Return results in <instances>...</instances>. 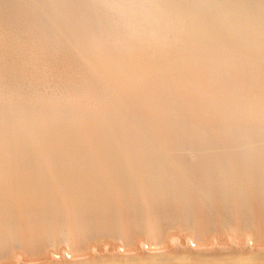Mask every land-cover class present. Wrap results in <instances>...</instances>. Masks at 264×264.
Segmentation results:
<instances>
[{"label":"rangeland","instance_id":"1","mask_svg":"<svg viewBox=\"0 0 264 264\" xmlns=\"http://www.w3.org/2000/svg\"><path fill=\"white\" fill-rule=\"evenodd\" d=\"M137 1L138 0H0V264H68V261H70V264H102L103 262H120L118 264H176L173 263L176 261H180L178 264H227L231 260L236 259L238 257L243 258V256L248 257V259H251L258 264H264V241L256 243V246L253 245L250 241L246 243L244 242V244H240L239 241H236V244L234 246L232 244L227 247L226 245L219 244L212 245L211 247L208 242H199L200 240L206 237L204 233L203 236H200L201 238L197 237L199 240H188L186 244L187 246L184 245V247H182L183 249L181 248L180 250L182 253L177 250L178 253L176 251V254L168 253V256H161L160 250L163 248L161 247L163 240L161 237L162 235L161 233H158L156 231V228L154 227L155 223L152 222L153 219H147L146 217H143L140 220H136L138 222H143V225L146 227L143 228L144 241H142L141 248L139 250H133V235H131L130 233H132V230L134 229L136 223L129 222V220H126L129 219L126 216H128V213L131 211L132 206H143L139 205V203L150 202L151 205L148 204L145 207L159 208L161 204L164 203L163 201L165 199V201H167V199L169 198L170 200L172 199V202L175 201L174 203H182L183 205L185 203L186 205L192 204L194 206L197 202L198 204H203L207 200L209 204L212 202L211 200H214L213 203L219 204L221 198L223 199L224 195V197H229L228 195H230L229 199H231L225 200L224 198L222 202L232 201L234 203L237 202L238 199H244V194L246 198L250 194V198L248 197V199L246 200L248 201L250 199V202L248 201L249 203L255 202V206L261 205L264 201L262 200L264 199V189L262 188V186L264 187V184H262V186H259L261 185V183L256 184V181L261 182L264 178L261 179L262 177L256 174L257 179L255 180L256 176L254 177V175L251 173L252 170L254 171L253 165L251 164V162L253 161H251L249 164L247 163L248 165L244 163L246 161L243 160L248 161V156L251 155H248V151H246V156H248H242L241 158V155H245V152L242 153V144L246 143L244 148H250L247 149L250 151L252 147L257 146L256 144L258 143V141H261V139L264 140V116L260 114H258L257 116V112H253L254 109L253 106L250 105L249 99L244 96L243 93L241 94L240 92V94L238 92L234 94V96L232 97L233 99L228 104V106L226 108H223L224 110L220 111V109L218 108H212L211 110H209V112L205 111L206 114H195V117L193 115V117L187 115V111L184 110V112L181 109L180 112H178V114L180 113V116L175 113L177 112L178 107H172L174 106L173 103L175 102V100H173L171 94H169L170 96L167 95L168 97H164V99L167 98V101L165 102L162 101L160 103L159 98L157 99L158 101L155 100V104L154 101L153 103L149 104V102L146 100L145 101L147 103H140V105L146 104L147 106L156 105L158 106V109L160 108L159 105L161 106L162 104L161 110L159 109L160 111L157 108L154 110L152 108V110L154 111L152 112L153 114L157 110L158 111L156 112V114H154L155 116L151 114L149 118L145 117L147 120H145V118L142 116L143 113H141L142 111L144 112L145 109L141 110V112L140 110L137 112H140L141 115L138 114L140 115V117L142 116L140 118L137 113L134 114L132 112L133 114L131 113L130 115V111H126L123 108L127 116L125 118H128L127 120H125L126 125H128L131 130L133 128L132 131L134 132H130V130L128 131L133 134L137 132L138 129H140L137 132L138 134L136 133L137 135H133L137 136L136 143L138 145L141 141L142 144H144H140L138 146L135 143V148L139 147L137 148V151L135 148L132 147V149L130 148L129 150L124 152V154H137L138 151H143V149L146 147V152H140L141 154L145 153L147 155V150H150L148 155L150 154L149 156L151 157L156 155V153L158 152V155L154 156L158 158V156L161 155L159 152H163L162 154L166 152L167 155H174L177 156V158H172L170 164L168 162V158L165 156L166 154H164L165 158L168 160L167 162L170 166L169 169L166 166V169L164 167H160L164 166L160 162L161 165H159V169H155L154 167L155 172L157 173L154 172L150 174L148 171L149 169L145 168L146 166L142 167V165H138V163L127 162L122 164V161H119L121 160L119 158L121 154L118 155V153H120L122 149L124 150V148L120 145V148L117 150L116 148L112 147V145L113 143L118 142L119 139H121L125 135V133L120 132V134H116L115 132L116 121L114 119V114L118 111L115 112V108H112L113 105L111 106L110 104V97L108 96L107 91L103 87L100 74L107 80L113 81V79L115 78L113 76H116V74L119 75L123 72V69L125 70V66L123 64H121L120 66L118 65V62H120V60L125 59L124 51L120 53L118 51L117 57L113 58L111 54L115 52L111 48H114L116 43L115 41L117 38L120 37L121 39L120 34L123 32L119 31L122 30L120 29L121 26L127 24L126 18H122L121 13H124V11H130V7L128 5H130L132 9ZM209 1L219 3L222 0ZM225 1L230 2L231 0ZM233 2L236 3L237 0H233ZM76 11H80L79 14L76 13ZM117 14L119 15L117 16ZM86 18H89L91 20H86ZM152 22L154 23V21ZM156 24L157 22L154 23V25ZM187 29L189 30L190 28ZM188 30H186V32H189ZM128 37L129 35L127 34L124 39L126 41L129 40L131 42V39H129L130 37ZM137 39L141 43L143 42L140 37H138ZM146 40L148 41L146 42ZM185 40L182 41V43H185V48L189 51V48H191V44L193 45L196 40L193 39V37L190 38L189 36H186ZM144 41L146 42L143 43L146 44V46L144 45V47H150L151 45L153 49L159 48L161 46V48L173 47L172 42H168V44H166L167 46H164L162 44L158 45L161 42L158 41L157 38H152V41L151 39L147 38ZM132 42L130 44L131 46L128 45L129 51L135 50L134 48L137 49V46L134 44L132 45ZM186 46L189 48H187ZM174 50H176V54L172 52V54L174 55L173 57H171V59L178 63L176 64V67H173V70L176 69V72H183L185 58L187 59L186 61L189 65V62L191 61L190 58L193 57V54H186L188 52H185L184 50V52L180 51L179 49ZM193 50L194 49L192 48V52H194ZM203 52H205V50ZM210 57H212L213 60L217 59V55L216 58L213 54ZM166 60L168 59L164 58L159 61L158 64L160 65V67L164 66ZM180 64H182L183 66L181 67ZM162 89L163 91L160 88L157 90H160V92H164L165 88ZM225 89L228 90H225L226 92L230 93H233L231 91H234L233 86L230 82L228 83V85H226ZM226 92L225 95L229 94ZM170 104L171 106L169 107ZM150 106L149 108H151ZM164 106L165 109L168 106V109H162V107L164 108ZM118 107L120 106L118 105ZM234 107L236 109H234ZM169 108H172V111ZM173 108L175 109V112ZM231 110L236 112H231ZM248 110L251 112H249ZM164 111H166L165 113H167L168 111H170V113L174 112L172 114H177L178 116H174L169 112L168 114H165ZM159 112L161 113V115ZM181 113L186 114V117L183 116L184 119L186 118V121L181 118ZM157 114L158 116L160 115V118L157 117ZM163 114H165V116H162ZM169 114L170 116H172L170 117ZM250 114L252 118L250 117ZM133 115H137V117ZM198 115H201L202 118ZM112 116L113 119L111 118ZM128 116H131L132 118ZM188 116H190V118ZM221 116L225 117L222 118ZM138 117L139 119H141L140 121ZM179 117L182 119L180 121L181 125L179 124V127L182 128L184 126V129L182 128L183 131L181 128L178 127V123H176L178 120H180ZM199 117L201 118L200 120ZM156 118L158 122L160 120L159 123L156 122ZM219 118L221 121L219 120ZM129 119H132L133 121L131 120L129 122ZM136 119L137 121L135 122ZM152 119L154 120V123H151L153 122L151 121ZM187 119L188 121L190 120V125ZM195 119H197V123ZM255 119L258 123L255 122ZM142 120H144L142 123L143 127L141 126V124H139L142 122ZM222 120L226 122L224 123ZM247 120L250 122H248ZM251 120H254L256 124H253V121ZM145 121L147 122L145 123ZM164 121H166V123L168 121H170V123L174 121V123H167V125L170 124V126H172L170 127L169 125H164ZM199 121L201 122V124ZM208 121H210V124L208 123ZM132 122H135L134 124H136L138 128L136 126L134 128V124H132L131 127V125L129 124H131ZM183 122L185 123V125ZM216 122L221 127H219ZM162 123L164 127L161 126ZM227 123L230 124L228 125ZM153 124L154 126L152 128L151 126ZM156 124H159L160 126H156L157 128L155 129ZM174 124H176L177 126H175ZM195 124H198V128H200V130L205 127L204 129L206 131L203 129V132L202 130L200 132L197 126H194ZM222 124H225V126ZM109 125L111 126L108 129ZM260 125L262 126V128L260 127ZM165 126H167V128ZM191 126L197 129V132L195 129H193V131ZM145 127L146 129H144ZM188 127L189 129H187ZM244 127L246 129H244ZM233 128L235 129V131ZM168 129H171L172 132H170V130ZM172 129L177 131L175 132ZM185 129H187L188 131L190 130L189 133H192L191 136H194L193 138L197 142L194 141L190 134L189 136L191 138L188 136V139V131H185ZM208 129H210L211 131H209L211 140L209 139V132H207ZM217 129L220 130V132H218L220 135H217ZM226 129L228 131H226ZM107 130L108 135L106 133ZM145 130L146 132H144ZM153 130L155 131L153 132L154 134H149ZM156 130L162 135L157 133ZM163 130H166L167 132L169 131L171 133L170 135L174 136H170L169 132L168 134H166V131V133H163ZM239 130L241 131V133L238 135L237 132H240ZM178 131L180 135L178 134ZM184 131L187 133V135ZM174 132L177 134H175ZM229 132L231 133V135ZM76 133L82 134V136H80L83 141L81 142V145L78 144L79 140L74 137ZM144 133L149 134L151 137L152 135L153 137L154 135L156 137L151 139L149 135L147 136ZM183 133H185V135H183ZM211 133L213 135H211ZM225 133H227V136L225 135ZM55 134L58 135L59 139L55 138ZM142 134H144L145 136ZM195 134L198 138L195 137ZM221 134L225 136L226 139L228 137L231 139L232 136H238L236 138L233 137L231 140L227 139V143L225 138L221 136ZM175 135H179L178 137L176 136L177 139ZM206 135L208 136V138ZM61 136L64 138L60 139ZM159 136H164L167 141ZM168 136H170L171 138ZM145 137L146 140H144ZM220 138L222 139V141H225L219 142ZM149 139H151L152 142L156 141L157 139V141L159 140V143L155 142L156 144L153 143L152 146V143ZM207 139L209 142H207ZM138 140L139 142H137ZM160 140L162 142V145L164 142L167 144L161 147ZM251 140H253V142L257 141V143L253 144ZM169 141L172 142L170 143L174 145V147H172L170 143L168 145ZM175 141L178 142L179 146ZM211 141H213L215 144ZM216 141L218 146L219 144L222 145L223 143V145L219 146L218 149H216ZM249 141L252 144L249 143ZM184 142L186 145L188 143V145H190L193 142V147L186 146ZM146 143H148V145ZM175 143L178 147L175 146ZM226 144L230 147V151L229 147ZM93 145L95 146V148ZM224 145L226 146V149L228 147V150L225 149ZM251 145L253 146L251 147ZM258 145L260 146L261 144L258 143ZM141 146L145 147L141 148ZM204 146H206L207 148ZM232 146L235 149H238H232ZM109 147L111 151L109 150ZM160 147H166L167 149L163 148V150L160 149ZM179 147L181 149L184 148L187 151L189 150V152L190 148L192 149L190 153H187L184 149V151L179 150ZM209 147H211L212 149L214 147L216 148L215 150L213 149L214 152H212V149H210ZM221 147L224 149H222ZM100 148L102 150H99ZM155 149L157 152L154 151ZM169 149H175V151L177 152L175 153V151L170 150V154ZM195 149L198 150V153L195 155L197 158L196 161L198 159L200 160L201 158L205 159V161H203L204 159H201L202 161L200 160V164L197 163L196 166L194 165L196 169L199 168L198 171L193 167L192 164H190L192 163L191 160H194L193 164H195ZM204 149H208L209 151H205ZM166 150L168 151V153ZM106 151H108V153ZM152 151L153 153L155 152L154 155H152ZM181 151H183L184 153ZM210 151L211 153L208 154ZM218 151L220 154H218ZM231 151L234 152L232 153ZM111 152H114L115 155H113L114 153ZM180 152L183 153L184 158H187L186 161L185 159H183L182 161L183 155ZM237 152H239L240 154ZM174 153L177 155H175ZM200 153L202 155H204L203 153H206L204 156H206L207 158L204 156L200 157ZM213 153H216L217 155H214ZM230 153L232 154L231 158H229ZM187 154H191L192 157L191 155L188 156ZM212 154L214 156H212ZM178 155L179 157H181V160ZM162 156H160L159 158H162ZM187 156L190 158L188 159ZM219 156H224L223 163L224 161L226 163L227 160H230L229 163L232 162V164L230 163V166L225 164V166L221 162L220 165L219 162L222 160H220L221 158ZM193 157L194 159H192ZM176 159H179L180 162L182 161L181 165H185V168L183 165L181 166L178 162L179 160L177 161ZM175 160L177 163L174 162ZM207 160L209 161V163H211H206ZM203 162L205 163V165H203ZM117 164L118 167H115L117 166ZM189 164L193 168H191ZM212 164L218 165L217 167L222 168L221 170L217 168L219 170V174L217 177L216 174L218 173V170L216 171L217 173L214 172L213 174V170H216V166L214 165L215 169H213L214 167ZM262 164L264 165V162H262ZM107 165L109 166V168L107 167ZM110 165H112L113 167ZM172 165H177V169H190H186L185 172H183L184 170H182V175L181 173H178L179 170H177L176 167ZM199 165L200 167H197ZM223 165L227 168L229 167L228 171L231 169V166L233 167L229 174H231V172H235L233 171L235 169L241 172L243 171L242 168H244L245 170L247 166L249 167L247 169H250L251 167L252 170H248V173L250 172L251 176H248L250 175L249 173L247 175V177L249 178H247L246 176H243V178L240 175L237 176V174L232 178V175L228 176L229 174H227L226 172L227 168L224 167V170V168L222 167ZM233 165L235 166V168ZM208 166L210 167L211 172L210 170H208ZM111 167L112 169H110ZM129 167L133 169L129 170ZM205 167L208 168L206 169L207 171L204 170ZM160 168L163 169L159 171ZM200 169L202 171L200 172V174L202 173L201 175L198 174ZM113 170H115L116 172ZM132 170H136L138 173H132ZM165 170H170V173H166ZM189 171H191V173ZM193 171H195V174L200 175V177L198 178L202 179L201 181L204 180V184L207 182L211 185L207 186V183L205 185L203 184V182L201 183L200 179L198 180L197 178L198 175H194ZM220 171L224 172V174H222ZM172 172H175L177 176L175 173L174 175H172ZM140 173L142 174L143 178H145L143 174L147 173L149 178L146 177L145 181L154 180L153 182L155 183H165L167 181L166 184L170 183L173 186L177 185V189L175 188L177 191L175 189L173 191H176L178 195L176 193L175 195L174 193L166 194L165 192L155 194L151 193V195L145 194L146 196H142V198L141 195H138L137 192V189L139 188H136V184L139 183V181L130 180L131 177H133L132 179L135 178V176H133L134 174L141 175ZM204 173H206L207 176L205 174L204 177ZM225 173L227 174L226 176ZM102 174L104 176H102ZM127 175L129 177H127ZM210 175L215 177H211ZM159 176L163 179H161ZM175 176L176 179L177 177L179 178L176 180ZM187 176L188 178H186ZM195 176L197 179L195 178ZM208 176L210 177L208 178ZM223 176L224 179H226L227 176V179H231L226 181V183H220L219 178H223ZM165 177L168 179L166 180ZM234 177H237L238 179H235ZM240 177L241 180H239ZM251 177L254 179L252 180ZM143 178H140L139 180L143 182ZM213 178H215L216 181H214L215 179L213 180ZM245 178L246 180H251L252 184L249 180H247V182L246 180L244 181ZM258 178L259 180L261 179V181H259ZM159 179H161L162 182ZM210 179L213 181H211ZM172 180H174V182H172ZM178 180L181 182H179ZM194 180L195 182H193ZM217 181H219V183ZM129 182H132L135 187L132 188L128 186L127 183ZM236 182H238V185ZM212 183L214 184L213 186ZM184 184L187 185L185 186ZM195 184L197 189L201 192L198 191L199 193H197ZM197 184L203 190H201L197 186ZM199 184H201V186ZM217 184H219V186L216 188ZM240 184L243 186H240ZM246 184L251 188L248 187ZM224 185L226 187H223ZM202 186H205L204 188H206V190L207 188H210L206 191ZM189 187L191 189H189ZM239 187L241 190L239 189V191H237ZM193 189H195L196 192L194 191V193H192ZM218 189H221L219 190L220 192L218 191ZM229 189L230 191L232 189H235L237 192L240 193L233 194L235 190H232L230 192ZM256 189L259 190L257 191ZM260 189H262L263 192L260 191ZM179 190L181 192H178ZM226 190H228L227 194H225ZM250 190L252 191L251 193H249ZM204 192H206L205 194H207L206 198L200 195V193L203 195ZM217 192H219L220 198ZM247 193L249 194L246 195ZM256 193L259 196L255 197ZM192 194L195 195L194 198ZM209 194L210 196H208ZM237 194H240L244 198H241V196L238 195V198H236V200L235 197H237ZM155 195L156 197H154ZM162 195L164 196L162 197ZM188 195H190L193 199H191L190 196L188 197ZM196 195L198 196L196 197ZM199 195L201 196L200 198L203 197L205 199H201V201L204 202L201 203V201H199ZM207 197L211 198L210 202L209 198L207 199ZM261 197L263 198L261 199ZM154 198L155 200L157 198L162 199H159V201H154ZM216 198H219L220 200H217ZM253 198L255 199V201ZM215 199L218 202L215 201ZM257 199L258 203L256 204ZM195 200L198 201L194 202ZM156 202L161 204L159 205ZM247 204L248 203H246L245 205ZM238 205L242 204L238 203ZM250 205L251 204H248L247 206L249 207ZM263 205L264 203L262 204V206ZM222 210L217 208L216 206L214 208H211V210H209L211 214H207L208 221H206L204 226H208L209 224L213 223H215L216 225H221L232 221V219L230 218V214H225ZM252 215L253 211H249L248 209L244 210L240 217L247 218ZM97 217H105V219L107 220H110L111 218V224L119 227V230H116V233L117 236H119V239H123L120 240L121 242L118 245V248L116 249L119 253L117 252L115 254H106L107 256L105 254H101L102 256L99 255V257L98 255L97 257L96 255L93 257L88 256V254L86 253L84 236L90 228L89 223L94 222V219H97ZM118 218L120 219L117 221ZM233 219V221L237 220V218L235 219L234 217ZM196 220L198 221L195 224L196 226L199 224H203L202 219ZM126 222H128V224ZM205 240H202L201 242ZM258 241L260 240L258 239ZM192 249L194 250V253L191 251ZM234 249L236 251H234ZM185 250H187L188 253ZM254 250L258 253H256ZM259 251H261V253H259ZM16 252L19 253L17 256H14ZM189 252L192 254H190ZM116 255L118 257H116ZM119 255L121 256V258L119 257ZM112 256L115 257L113 258ZM137 261H141L142 263H139Z\"/></svg>","mask_w":264,"mask_h":264},{"label":"bare ground","instance_id":"2","mask_svg":"<svg viewBox=\"0 0 264 264\" xmlns=\"http://www.w3.org/2000/svg\"><path fill=\"white\" fill-rule=\"evenodd\" d=\"M221 1V0H220ZM231 2V3H230ZM230 2H227L225 0H222L221 2L219 3H215V2H210L209 0H138L135 4H134V7L131 9V6L128 5L130 7V11H124V13H121L122 15V18H126V21H127V24L121 26L120 29L122 30H119V31H123L120 36H121V39L120 37L116 39V43H115V46L114 48H111L115 53L111 54V56L113 58H116L117 57V54H118V51L119 53L124 51V55H125V59L123 60H120V62H118V65L120 66L121 64H123L125 66V70L123 69V72L120 73L119 75L116 74V76H113L115 77L113 79V81L111 80H107L106 78L102 77L101 74H100V78L102 80V84H103V87L104 89L107 91V94L108 96L110 97V104L112 106V108H115V113L114 114V119L116 121L115 125V132L116 134H120V132H123L125 133V135L119 139L118 142L116 143H113L112 147L116 148L117 150L120 148V145L121 147L124 148V150L122 149V151L119 154V157L121 160L119 161H122V164L127 162V163H138V165H142V167H145V168H148L149 170V174L150 173H154L155 172V169L158 168L159 169V165L160 162L164 165V166H160V167H164L166 169V167H168L169 169V163L171 164V161H172V158L175 159V157L177 158V156H169L166 154V152H164V154H166L165 156L168 158V160L165 158L164 154H162L161 152H159L162 156V158H159L160 156L157 157H154V156H157L158 155V152L156 151V149L154 150L155 152L153 153L152 151V155H154L153 157L149 156L148 153L150 150H147V155L145 153H140V152H143L145 151V148L141 146V148H144L143 151H138L137 154H124V152H126L127 150H129L130 148L132 149L135 148L136 146L135 143H136V140H137V136H134L133 134H136L140 129H138L137 132L135 133H130L132 130L131 128L126 125V122L125 120H127L125 117L126 116V113H125V110L126 111H130V115L131 113L133 112L134 114L137 113L139 110L141 112V110L145 109L144 112L142 111L141 113L142 116L145 118H149V116L151 114H153L152 112H154L153 110L156 109L158 106H150L151 108H149V106H147L146 104H142L140 105V103H143V102H146L148 101L149 104L153 103L154 101V104H155V100L159 99L160 98V103L163 101H167L166 99H164L165 96H170L169 94H171V97H173V100H175V102L173 103L174 106L172 107H175L177 108L178 107V110L177 112H175V109H174V112L178 114V112H180V109L181 110H185L187 111V115H190V116H194L195 117V114H202V113H205V111L209 112V110H211L212 108H218L221 110H224L223 108H226L228 106V104L231 102V100L233 99L232 97L234 96V94H236L237 92L239 93H243L244 96H246L248 99H249V103L250 105L253 106V112H257V116L258 114L260 115H263L264 116V0H237V2H233V0H231ZM80 11H76V13L79 14ZM134 13V14H133ZM81 14V13H80ZM119 14H117L118 16ZM116 16V17H117ZM86 20H91L89 18H86ZM154 21L157 22L156 25H154V23L152 22ZM187 28H190L189 30ZM186 30H188L189 32H186ZM59 31V30H58ZM187 33V34H186ZM112 34V33H111ZM129 35V39H131V42H132V45H136L137 46V49L134 48L135 50L133 51H129L128 50V45L131 44V42L129 41H126L124 39V37L126 35ZM186 36H189L190 38L193 37V39L196 40V42L192 45L191 44V48H189V51L186 50L185 48V43L182 41L185 40V37ZM138 37H140L142 39V43L140 41H138ZM127 38V39H128ZM151 39L152 41V38H157L158 41H160L161 43H159L158 45L162 44V45H166L168 44V42H172L173 43V47L172 48H155L153 49V47L150 45L147 46V47H144V45L146 46V44H143L145 41V39ZM199 39V40H198ZM148 40H146L147 42ZM154 41V40H153ZM186 41V40H185ZM145 42V43H146ZM189 42V41H188ZM152 43V42H151ZM158 43V42H157ZM200 43V44H198ZM149 44V42H148ZM153 44V43H152ZM155 44V43H154ZM196 44V45H195ZM131 46V45H130ZM154 46V45H153ZM167 46V45H166ZM135 47V46H134ZM139 47V48H138ZM152 47V48H151ZM171 47V46H170ZM109 48V47H108ZM192 48L194 49L192 52ZM133 49V48H131ZM174 49H179L180 51H185V52H188L186 54H193V57L190 58V64L188 65V62L186 61L187 59L185 58V64L184 66L182 64L181 67L183 66L184 67V71L183 72H179V71H175L173 70V67H176V64L178 62L176 61H173V59H171V57H173L174 54H172V52H174L176 54V50ZM205 50V52H203ZM207 50V51H206ZM210 50V51H209ZM183 51V52H184ZM195 53V54H194ZM201 53V54H200ZM198 54V55H196ZM200 54V55H199ZM212 54L215 56L216 58V55H217V59H212ZM196 55V56H194ZM176 56V55H175ZM179 56V55H178ZM209 56V57H208ZM208 57V59H207ZM219 57V58H218ZM164 58H167L168 60H166V63H164V66L163 67H160V65L158 64L159 61L161 59H164ZM175 59V58H174ZM178 59V58H177ZM179 61V60H178ZM189 61V60H188ZM178 70V69H177ZM12 71V70H11ZM231 83V85L233 86V90L234 91H231L233 93H230V92H226L228 90L225 89L226 85H228V83ZM161 89L163 91L162 88H165L164 92H160V90H157V89ZM226 90V91H225ZM159 91V92H158ZM225 92L226 93H229L227 95H225ZM239 93V94H240ZM167 96V97H168ZM146 100V101H145ZM172 100V99H171ZM158 101V100H157ZM147 103V102H146ZM157 103V102H156ZM159 103V104H160ZM212 103H216V104H212ZM168 104V103H167ZM118 105L120 107H118ZM146 105V107H145ZM158 105V104H157ZM165 105V104H164ZM162 106V104H161ZM161 106L159 105V109L161 110ZM171 106V104L169 105V107ZM251 106V107H252ZM145 107V108H144ZM240 107V106H239ZM125 110H124V109ZM153 108V110H152ZM247 108V107H246ZM158 109V108H157ZM158 109V110H159ZM162 109L166 110L168 109V106L167 108L165 109V106L164 108L162 107ZM171 109L172 111V108H169ZM234 109H236L234 107ZM157 110V111H158ZM159 110V111H160ZM243 110V109H242ZM156 111V112H157ZM182 111V112H183ZM184 111V112H185ZM230 111V110H229ZM249 111V110H248ZM137 113L138 114H140ZM150 112V113H149ZM156 112L154 114H156ZM163 112V111H161ZM166 111H164L165 113ZM170 113V111H168ZM165 113V114H168ZM172 112V113H174ZM211 112V111H210ZM231 112H236V111H232ZM251 112V111H249ZM132 113V114H133ZM160 113V112H159ZM158 113V114H159ZM170 113V114H172ZM220 113V112H219ZM244 113V112H243ZM129 114V113H128ZM153 114V116H155ZM157 114V117L160 118V115L158 116ZM165 114H163L162 116H165ZM169 114V116H170ZM177 114H175L176 116H178ZM184 114V115H183ZM181 113L182 117H186V114L185 113ZM206 114V113H205ZM204 114V115H205ZM210 114V113H209ZM223 114V113H221ZM245 114V113H244ZM248 114V113H247ZM253 114V113H252ZM137 115H133L135 117H137ZM141 115V114H140ZM140 115H138L140 117ZM174 115V114H172ZM171 115V116H172ZM174 115V116H175ZM232 115V114H231ZM230 115V116H231ZM249 115V114H248ZM254 115V114H253ZM141 116V117H142ZM170 116V117H171ZM180 116V115H179ZM190 116H188L190 118ZM192 116V117H193ZM201 117V115H198ZM203 116V115H202ZM128 117H131V116H128ZM138 117V119H139ZM140 117V118H141ZM152 117V116H151ZM199 117V120L202 118ZM207 117V116H206ZM222 117V116H221ZM225 117V116H224ZM222 117V118H224ZM236 117V116H235ZM234 117V118H235ZM249 117V116H248ZM250 117L252 118L251 114H250ZM254 117V116H253ZM113 119V116L111 117ZM132 118V117H131ZM145 118V120H147ZM155 118V117H154ZM174 118V117H172ZM171 118V119H172ZM180 118V117H179ZM178 118V119H179ZM180 118V120H178L176 123H178V127H179V124H180V121L182 120ZM205 118V116H204ZM203 118V119H204ZM208 118V117H207ZM218 118V117H217ZM250 118V119H251ZM256 118V117H255ZM151 119V118H150ZM165 119V118H164ZM184 119V118H183ZM186 119V118H185ZM184 119V120H185ZM194 119V118H193ZM198 119V118H197ZM196 120V123L198 122ZM209 119V118H208ZM233 119V117H232ZM238 119V117H237ZM236 119V120H237ZM259 119V118H258ZM132 120V119H131ZM129 119V122L131 121ZM141 119H139L140 121ZM156 122L157 121V118L155 119ZM166 120V119H165ZM220 120V118H219ZM226 120V119H225ZM264 120V119H263ZM133 121V120H132ZM137 121V119L135 120V122ZM138 121V122H139ZM144 120H142L141 123V126H142V123H143ZM151 123H154V120L152 119ZM163 121V120H161ZM186 121V120H185ZM188 121V119H187ZM216 121V119H215ZM221 121V120H220ZM218 121V122H220ZM223 121V120H222ZM228 121V120H227ZM233 121V120H232ZM244 121V120H243ZM246 121V120H245ZM248 121V120H247ZM253 121L252 123L253 124H256L258 122H256V119H255V122L254 120H251ZM135 122H132L131 124V127H132V124H134ZM147 121H145L146 123ZM160 122V120H159ZM158 122V123H159ZM200 122V121H199ZM202 122V120H201ZM200 122V124H201ZM205 122V121H204ZM203 122V123H204ZM214 122V120H213ZM224 122V121H223ZM226 122V121H225ZM224 122V123H225ZM236 122V121H234ZM239 122V121H238ZM250 122V121H248ZM246 122V123H248ZM262 122V121H261ZM150 123V122H149ZM164 125H167V123H170V121H168L166 123V121L163 122ZM163 123L161 124V126H163ZM174 123V121H172L170 124ZM184 123V122H183ZM182 123V124H183ZM189 125L191 124L190 123V120L188 121ZM194 123V122H192ZM202 123V124H203ZM208 123L210 124V121H208ZM207 123V124H208ZM217 123V122H216ZM215 123V124H216ZM222 123V122H221ZM170 124H168L170 126ZM187 124V123H186ZM228 124V123H227ZM230 124V123H229ZM228 124V125H229ZM252 124V125H253ZM261 124V123H259ZM167 125V126H168ZM175 126H177L176 124H174ZM181 125V124H180ZM185 125V123H184ZM188 125V124H187ZM193 125V124H192ZM205 125V123H204ZM214 125V124H213ZM218 125V123H217ZM216 125V126H217ZM225 126V124H222ZM234 125V124H233ZM236 125V124H235ZM111 125L108 126V129ZM135 126L137 127L136 124L133 125V127L135 128ZM140 126V127H141ZM145 126V125H144ZM150 126V125H148ZM154 124L151 126L153 128ZM156 126H160L159 124L155 125V129L157 128ZM167 126H165L167 128ZM194 126H197L198 128V124L194 125ZM206 126V125H205ZM208 126V125H207ZM210 126V125H209ZM219 127H221L220 125H218ZM222 126V127H224ZM232 126V125H231ZM256 126V125H255ZM143 127V126H142ZM164 127V126H163ZM172 127V126H170ZM177 127V128H178ZM184 127V126H183ZM182 127V128H183ZM192 127V126H191ZM190 127V128H191ZM202 127V126H201ZM235 127V126H233ZM247 127V126H246ZM254 127V126H252ZM260 127L262 128V126L260 125ZM138 128V127H137ZM181 128V127H179ZM178 128V129H179ZM181 128V129H182ZM186 128V127H185ZM205 127H203L201 130L203 132V129ZM215 128V127H214ZM238 128V126H237ZM241 128V127H240ZM146 129V127L144 128ZM143 129V130H144ZM160 129V128H158ZM157 129V130H158ZM165 129V128H164ZM180 129V130H181ZM184 129V128H183ZM182 129V131H183ZM189 129V127L187 128ZM187 129H185V131H188ZM195 129L194 127H192V130ZM207 129V128H206ZM219 129V128H218ZM217 129V130H218ZM234 129V128H233ZM243 129V128H242ZM244 129H246L244 127ZM243 129V130H244ZM253 129V128H252ZM251 129V130H252ZM130 130V132L128 131ZM151 130V129H150ZM156 130V132H157ZM171 131V129H168ZM174 130V129H172ZM191 130V131H192ZM196 132H197V129H195ZM198 130L201 132L200 128H198ZM205 130V129H204ZM225 130V129H224ZM232 130V129H231ZM250 130V131H251ZM258 130V129H257ZM261 130V129H260ZM136 131V130H135ZM166 130H163V133H166L165 132ZM175 132L177 130H174ZM184 131V132H185ZM190 131V130H189ZM188 131V135L187 137L192 135V133L190 132L189 133ZM194 131V130H193ZM198 131V132H199ZM206 131V130H205ZM210 129H208L207 132H209ZM215 131V130H214ZM213 131V132H214ZM226 131H228L226 129ZM225 131V132H226ZM235 131V129H234ZM240 131V130H239ZM264 131V130H263ZM134 132V131H132ZM146 132V130L144 131ZM150 132V131H149ZM155 132L154 130L152 132H150L149 134ZM169 132V131H168ZM168 132L166 134H168ZM169 132V135L171 134ZM174 132V133H175ZM195 132V133H196ZM199 132V133H200ZM206 132V133H207ZM211 132V131H210ZM210 132H209V139H210ZM218 132H220V130L217 131V135H220ZM222 132V131H221ZM231 132V131H230ZM229 132V133H230ZM249 132V131H248ZM253 132V131H252ZM107 135H108V130L106 131ZM159 133V132H157ZM185 133H183V135H185ZM235 133V132H234ZM238 135L241 133L240 132H237ZM257 133V131H256ZM263 133V132H262ZM110 134H111V131H110ZM138 134V133H137ZM136 134V135H137ZM145 135H149V134H146L144 133ZM142 134V135H144ZM154 134V133H153ZM160 135H162L161 133H159ZM165 134V135H166ZM177 134V133H175ZM178 134H179V131H178ZM198 134V133H197ZM224 134V133H222ZM221 134V136H223ZM227 133H225L226 135ZM249 134V133H248ZM132 135V136H131ZM144 135V136H145ZM180 135V134H179ZM178 135V136H179ZM199 135V134H198ZM208 135V134H207ZM206 135V136H207ZM211 135H213L211 133ZM215 135V133H214ZM231 135V133H230ZM235 135V134H234ZM237 135V136H238ZM242 135V134H241ZM244 135V134H243ZM256 135V134H255ZM82 136V134H79V133H76L75 134V138H77L79 140V143L78 144H82L81 142L82 141V138L80 137ZM110 136V135H109ZM134 136V137H133ZM150 136V135H149ZM170 136H174V135H170ZM168 136V137H170ZM177 135H175L176 137ZM177 136V137H178ZM189 136V137H190ZM227 136V135H226ZM237 136H232V138H236ZM250 136V135H249ZM132 137H133V140H132ZM143 137V136H142ZM151 137V136H150ZM154 137H156L154 135ZM153 135L151 137L154 138ZM161 138H164L165 137L163 136H159ZM176 137V139H177ZM188 137V139H189ZM192 137V136H191ZM190 137V138H191ZM194 137V136H193ZM192 137V138H193ZM195 137L198 138L195 134ZM214 137V136H212ZM216 137V136H215ZM225 138V136H223ZM222 137V138H223ZM246 137V136H245ZM244 137V138H245ZM55 138L56 139H59L58 138V135L55 134ZM64 137L61 136L60 139H62ZM107 138V137H106ZM140 138V137H139ZM149 138V137H148ZM171 138V137H170ZM168 138V139H170ZM204 138V137H203ZM208 138V136H207ZM231 138V139H232ZM255 138V137H254ZM144 139V138H143ZM150 142L152 143V146H153V143L156 144L155 142H158L157 139L156 141H151ZM163 139V140H164ZM182 139V138H181ZM184 139V138H183ZM194 139V138H193ZM202 139V138H201ZM216 139V138H215ZM229 140H231L229 137L227 138ZM227 139L225 138L226 142H227ZM252 139V138H250ZM249 139V140H250ZM257 139V138H256ZM260 139V138H259ZM142 140V139H141ZM146 140V137L145 139ZM148 140V141H149ZM166 140V139H165ZM164 140V141H165ZM174 140V139H172ZM186 140V138H185ZM184 140V141H185ZM205 140V139H204ZM202 140V141H204ZM211 140V139H210ZM224 140V141H225ZM167 141V140H166ZM177 141V140H176ZM175 141V142H176ZM182 141V140H181ZM188 141V140H187ZM186 141V143H187ZM192 141V140H191ZM194 141H196L194 139ZM200 141V139H199ZM218 141V140H217ZM217 141H216V147H214L213 149L215 150L218 149L219 146H222L221 144H219V146L217 145ZM222 141V139L220 138V141L219 142H224ZM236 141V139H235ZM243 141V140H242ZM247 141V140H246ZM252 143H257L256 142H253V140H251ZM139 142V140L137 141ZM147 142V141H146ZM149 142V143H150ZM171 141L168 142V145ZM180 142V140H179ZM189 142V141H188ZM197 142V141H196ZM207 142L208 139H207ZM213 142V141H211ZM241 142V141H240ZM159 143V142H158ZM161 140H160V144H161ZM172 143V142H171ZM170 143V144H171ZM177 145H178V142H176ZM176 143H175V146H176ZM191 143V142H190ZM199 143V142H198ZM202 143V142H201ZM206 143V142H205ZM214 143V142H213ZM228 143V142H227ZM231 143V141H230ZM230 143H229V146H230ZM233 143V142H232ZM244 143V142H243ZM249 143H251L249 141ZM248 143V144H249ZM251 143V144H252ZM258 143H260L261 145L259 146ZM258 143L256 144L257 146L255 147H252L253 145H251L252 149L249 151L247 149H250V148H244L245 144H242L243 145V148H242V153L245 152V155H241V158L242 156L244 157H247L248 155V161L247 160H243V161H246L244 163H250L251 161V164L253 165V169L254 171L250 170V169H247L249 168L247 166V168H242L243 171H238V170H233L235 172H231V169L233 168L231 166V169L228 171V168L225 167L226 165H229L230 166V163L232 164V162L223 163V157H220L222 155H220L219 158L220 161L219 164L222 162L224 165L222 166L223 168H227L226 172L227 174H229L228 176H231L232 175V178L233 176L237 175V176H241V177H247V175L250 173H248V170L251 171V173L254 175V177L256 176V174H258V176L260 175L261 179L264 178V165L262 164V162H264V140L261 139V141H258ZM137 144V143H136ZM141 145H144L142 144V141L140 142ZM139 144V145H140ZM148 145V143H146ZM145 144V145H146ZM167 143H163V145L165 146ZM182 144V143H180ZM185 144V142H184ZM189 144V143H188ZM186 145V146H189L191 147L193 142L190 144V145ZM196 144V143H194ZM215 144V143H214ZM213 144V145H214ZM235 144V143H234ZM96 145V144H95ZM98 145V144H97ZM138 145V144H137ZM138 145V146H139ZM158 145V144H157ZM162 144L160 145L161 147L163 146ZM172 145V144H171ZM170 145V147H171ZM212 145V144H211ZM210 145V146H211ZM227 145V144H226ZM232 145V144H231ZM238 145V144H237ZM94 146V145H93ZM151 146V147H152ZM156 146V145H155ZM179 146V145H178ZM176 146V147H178ZM182 146V145H180ZM203 146V145H202ZM201 146V147H202ZM208 146V145H207ZM215 146V145H214ZM225 146V145H224ZM228 146V145H227ZM228 146V147H229ZM235 146V145H234ZM160 149H165L166 147H163ZM168 147V148H170ZM172 147H174V145H172ZM175 147V148H176ZM193 147V146H192ZM197 147H198V144H197ZM195 147V148H197ZM206 147V146H204ZM212 147V146H211ZM211 147H209L210 149H212ZM228 147L226 149V146H225V149L228 150ZM236 147V146H235ZM240 147V146H239ZM257 147V148H256ZM95 148V146H94ZM113 148V149H114ZM139 148V147H137ZM137 148L136 151H137ZM148 148V147H147ZM157 148V147H156ZM207 148V147H206ZM222 148V147H221ZM232 149H235L233 146L231 147ZM126 149V150H125ZM134 149V150H135ZM150 149V148H149ZM163 149V150H164ZM167 149V148H166ZM184 149V148H183ZM179 147V150H183ZM189 149V148H188ZM191 149L190 148V152H191ZM199 149V148H197ZM203 149V148H202ZM201 149V150H202ZM212 149V152H214ZM224 149V148H222ZM231 149V150H232ZM238 149V148H236ZM235 149V150H236ZM98 150V149H96ZM99 150H102L101 148ZM109 150L111 151L110 147H109ZM152 150V149H151ZM159 150V149H158ZM171 149H169V153L171 154L170 152ZM185 150V149H184ZM183 150V151H184ZM196 150V149H195ZM205 150V149H204ZM208 150V149H206ZM205 150V151H206ZM240 150V149H239ZM120 151V150H119ZM167 151V150H166ZM171 151H175L174 150H171ZM181 151V152H183ZM187 153L189 152V150H185ZM194 151V150H193ZM200 151V150H199ZM209 151V150H208ZM207 151V152H208ZM220 151V149H219ZM218 151V154H220ZM229 151H230V147H229ZM246 151H248V155L246 156ZM258 151V152H257ZM94 152V151H93ZM104 152V151H102ZM108 153V151H106ZM117 152V151H116ZM134 152V151H133ZM146 152V151H145ZM177 151H175L176 153ZM180 152V153H181ZM189 152V153H190ZM195 152V151H194ZM193 152V153H194ZM201 152V151H200ZM217 152V151H216ZM222 152V150H221ZM232 153L234 151H231ZM261 152V153H260ZM111 153H114V152H111ZM135 153V152H134ZM151 153V152H150ZM168 153V151H167ZM174 153V154H175ZM184 153V152H183ZM183 153H181L183 155ZM192 153V155H193ZM198 153V150H196V153L194 154V157H195V164H193V161L191 160L193 167L194 165L196 166L197 163H201V159H204V158H201L200 160L198 159L196 161V154ZM211 151L208 153L210 154ZM226 153V151H225ZM228 153V152H227ZM239 153V152H237ZM110 154V153H109ZM145 154V155H144ZM201 154V153H200ZM204 155L206 153H203ZM207 154V155H208ZM214 155L216 153H213ZM212 154V156H214ZM229 154V153H228ZM240 154V153H239ZM238 154V156H239ZM115 155V153L113 154ZM177 155V154H175ZM180 155V156H182ZM188 155V154H187ZM191 155V154H190ZM188 155V156H190ZM191 155V157H192ZM204 155H199L200 157L204 156ZM217 155V154H216ZM224 155V153H223ZM226 155V154H225ZM231 153H230V157L231 158ZM235 155V154H234ZM108 156V155H107ZM110 156V155H109ZM187 156V157H188ZM164 157V158H163ZM179 157V155H178ZM182 161L183 159H186L187 158H184V155L182 156ZM194 157L192 159H194ZM206 157V156H204ZM210 157V156H209ZM243 157V159H244ZM180 160H181V157H179ZM190 157H188L189 159ZM207 158V157H206ZM227 158V157H226ZM225 158V159H226ZM240 158V157H239ZM240 158V159H241ZM161 159V161H160ZM166 159V160H164ZM171 159V160H170ZM247 159V158H245ZM250 159V160H249ZM105 160V159H104ZM103 160V161H104ZM111 160V159H110ZM114 160V159H113ZM118 160V159H117ZM177 161L179 159H176ZM176 160L174 162H176ZM180 160L178 161L179 164L181 165V162ZM232 160V159H231ZM238 160V159H237ZM95 161V160H94ZM116 161V160H115ZM169 163H168V162ZM188 161V160H187ZM190 161V160H189ZM200 161V162H198ZM205 161V159L203 160ZM212 161H213V158H212ZM217 162H218V159H217ZM235 162V161H233ZM109 163V162H107ZM121 163V162H120ZM126 163V164H127ZM155 163V164H154ZM177 163V162H176ZM186 163V162H185ZM184 163V164H185ZM204 163V162H203ZM208 164L209 161L207 160ZM216 163V162H215ZM242 163V161H241ZM102 164V163H101ZM189 164V166L191 167V165ZM206 164V165H208ZM247 164V165H248ZM250 164V165H251ZM109 165V164H108ZM107 165V167L109 168V166ZM130 165V164H129ZM178 165V164H177ZM177 165L174 166L176 167L177 169ZM183 165V164H182ZM181 165V166H182ZM187 165V164H186ZM202 165V164H201ZM205 165V163L203 164ZM213 165V169H215V166H216V170H213V174L214 172H216L218 169H222L220 167H217L218 165H215V164H212ZM215 165V166H214ZM221 165V164H220ZM238 165V164H237ZM245 165V164H244ZM243 165V166H244ZM251 165V166H252ZM112 166V165H110ZM158 166V167H157ZM166 166V167H165ZM179 166V165H178ZM180 166V167H181ZM184 168H185V165H183ZM210 166V165H209ZM208 166V167H209ZM234 166V165H233ZM246 166V165H245ZM244 166V167H245ZM113 167V166H112ZM112 167L110 169H112ZM115 167H118V164L117 166ZM124 167V166H123ZM122 167V168H123ZM155 167V169H154ZM191 167V168H193ZM197 167H200L197 166ZM211 167V166H210ZM210 167L209 169L207 167H205L204 170L208 169L210 170ZM107 168V169H108ZM127 168V166H126ZM125 168V169H126ZM179 168V167H178ZM195 168V167H194ZM218 168V169H217ZM224 168V170H225ZM235 168V166H234ZM239 168V167H238ZM133 168H130L129 167V170H131ZM157 169V170H158ZM161 169L163 168H160L159 171H161ZM186 169H190V168H186ZM185 169V170H186ZM196 169V168H195ZM199 168H197L196 170L198 171ZM212 169V168H211ZM96 170V169H95ZM116 170V169H115ZM113 170V171H115ZM118 170V169H117ZM171 170V169H170ZM169 170V171H170ZM172 170H175V169H172ZM179 170L178 173H181L183 175V173L181 172L182 170H184L183 168L182 169H177ZM185 170L183 172H185ZM193 170V169H191ZM203 170V172H204ZM144 171V170H143ZM142 171V172H143ZM166 173L169 172L167 170H165ZM164 171V172H165ZM207 171V170H206ZM105 172V171H104ZM110 172V171H109ZM116 172V171H115ZM123 172V171H122ZM129 172V171H128ZM132 173H138L136 170H132L131 171ZM176 172V171H175ZM175 172H172V175H174ZM191 173V171H189ZM194 172V175H198L200 174L201 169L199 170V173L198 174H195V171ZM211 172V170H210ZM218 172V173H217ZM216 173V177L218 176L219 174V170L217 171ZM221 172V171H220ZM103 173V172H102ZM148 173V172H147ZM147 173L143 174V176L146 178L148 177ZM157 173V172H155ZM170 173V172H169ZM168 173V174H169ZM177 173V172H176ZM175 173V174H176ZM177 173V174H178ZM222 174H224V172H221ZM220 173V174H221ZM251 173L250 175H248L249 177L251 176ZM89 174V173H88ZM120 174V173H119ZM118 174V175H119ZM123 174V173H122ZM127 174V173H125ZM141 174V173H140ZM176 174V176H177ZM189 174V173H188ZM202 174V173H201ZM200 174V175H201ZM206 173L203 174V176L205 175ZM209 174V172H208ZM225 173V176L227 175ZM96 175V174H95ZM99 175V174H98ZM106 175V174H105ZM115 175V174H114ZM117 175V176H118ZM124 175V174H123ZM129 175V174H128ZM127 175V177H129ZM155 175V174H154ZM166 175V174H165ZM171 175V174H170ZM181 175V176H182ZM191 175V174H190ZM189 175V176H190ZM200 175L197 176L200 177ZM212 175V174H211ZM210 175V176H211ZM102 176H104L102 174ZM133 176H135L134 179H132L133 177L130 178L131 181H134V180H138L139 183L136 184V188H139L137 189V192H138V195H141L142 196H146L145 194L147 195H151V193H176V189L177 187L174 185H171L170 183L169 184H166L165 183H155L153 181H145V178L142 177V174L141 175H137V174H134ZM153 176V175H152ZM176 176H175V179H176ZM195 176V178H196ZM207 176V174H206ZM208 176V178L210 177ZM228 176L226 177V179L228 178ZM100 177V176H99ZM125 177V176H124ZM160 177V176H159ZM163 177V176H162ZM184 177V176H183ZM192 177V176H191ZM205 177V176H204ZM211 177H215V176H211ZM221 177V175H220ZM241 177L239 180H241ZM243 177V178H244ZM247 177V178H249ZM253 177V176H252ZM251 179L253 180L254 178ZM115 178V177H114ZM140 178H143V182L141 180H139ZM149 178V177H148ZM157 178V177H156ZM161 178V177H160ZM166 178V177H165ZM174 178V177H172ZM179 177H177L178 179ZM188 178V176L186 177ZM196 178V179H197ZM202 178V177H201ZM207 178V179H208ZM235 178V177H234ZM128 179V178H127ZM158 179V178H157ZM163 179V178H161ZM161 179H159L161 181ZM168 178H166L167 180ZM176 179V180H177ZM182 179V178H181ZM200 178H198L199 180ZM205 179V178H204ZM212 179V178H211ZM210 179V180H211ZM215 178H213L214 180ZM224 179V176L223 178H219V181L220 183H226V181L230 180L231 178L229 179ZM235 179H238L237 177ZM257 179V176L255 178V180ZM261 179L258 180L261 181ZM184 180V179H183ZM202 179H200L201 181ZM211 180V181H213ZM246 180V178L244 179V181ZM249 180V179H247ZM246 180V182H247ZM165 181V180H164ZM179 181V180H178ZM204 181V180H203ZM201 181V183L203 182ZM208 181V180H207ZM216 181V179L214 180ZM219 181H217L219 183ZM235 181V180H234ZM237 181V180H236ZM243 181V180H242ZM243 181V182H244ZM251 182V180H249ZM157 182V180H156ZM162 182V181H161ZM170 182V180H169ZM172 182H174V180H172ZM181 182V181H179ZM188 182V181H187ZM186 182V183H187ZM195 182V180L193 181ZM205 182V181H204ZM203 182V184H204ZM233 182V181H232ZM239 182V181H238ZM238 182L237 185H238ZM241 182V181H240ZM242 182V184H243ZM248 182V183H250ZM176 183V182H175ZM178 183V182H177ZM192 183V182H191ZM200 183V182H198ZM207 183V182H206ZM205 183V184H206ZM216 183V182H215ZM245 183V182H244ZM257 183H261V185L259 186H262V184H264V179L261 181V182H257L256 181V184ZM193 184V183H192ZM204 184V185H205ZM252 184V182H251ZM249 184V185H251ZM128 186L134 188L135 185L132 183V182H129L127 183ZM179 185V184H178ZM185 185V184H184ZM187 185V184H186ZM185 185V186H186ZM201 186V184H199ZM207 186L208 185H211L209 183L206 184ZM214 184L212 183V186ZM223 185V184H222ZM236 185V184H235ZM247 185V184H246ZM246 185H245V188H246ZM255 185V183H254ZM198 186V184H197ZM211 186V187H212ZM219 186V184L216 185V188ZM240 186H243L240 184ZM248 186V185H247ZM257 186V187H259ZM199 187V186H198ZM203 187V186H202ZM205 187V186H204ZM203 187V188H204ZM223 187H226L225 185ZM229 187V186H228ZM250 187V186H248ZM254 187V186H253ZM252 187V188H253ZM256 187V186H255ZM176 188V189H175ZM181 188V187H180ZM193 188V187H192ZM195 188L197 190V193L201 192L197 189L196 187V184H195ZM201 189V187H199ZM210 188V187H209ZM207 188V190L209 189ZM220 188V187H219ZM243 188V187H242ZM251 188V187H250ZM261 188V187H260ZM262 188L264 189V187L262 186ZM176 190V191H173V190ZM179 189V188H178ZM189 189H191L189 187ZM187 189V190H189ZM206 190V188H204ZM212 189V188H211ZM222 189V188H221ZM221 189H218L221 190ZM228 189V188H226ZM240 187L237 189V191H239ZM254 189V188H253ZM203 190V189H201ZM204 190V191H205ZM206 190V191H207ZM233 190V189H232ZM231 190V191H232ZM235 190V189H234ZM233 190V191H234ZM241 190V189H240ZM248 190V189H247ZM245 190V191H247ZM257 190V189H256ZM259 190V189H258ZM257 190V191H258ZM191 191V190H190ZM195 189H193V192L194 193ZM199 191V192H198ZM211 191H214V190H211ZM217 191V190H216ZM230 191V189H229ZM230 191V192H231ZM236 191V190H235ZM234 191V192H235ZM233 192V194H236V193H240V192ZM244 191V190H243ZM260 191L263 192L262 189H260ZM178 192H181L180 190ZM196 192V191H195ZM220 192V191H219ZM219 192L218 193V196H219ZM228 190H226V193L227 194ZM229 192V193H230ZM252 191L250 190L249 193H251ZM255 192V191H254ZM253 192V194H254ZM196 193V194H197ZM206 192H204L205 194ZM211 193V192H210ZM214 193V192H213ZM212 193V194H213ZM216 193V192H215ZM222 193V191H221ZM228 193V194H229ZM243 193V192H242ZM249 193H247L246 195H248ZM261 193V192H260ZM177 194V193H176ZM190 194V193H189ZM204 194L202 195L200 193L201 196L205 197L206 198V195L204 196ZM211 194V195H212ZM257 194V193H256ZM255 194V197L259 196V192L258 194L256 195ZM262 194V193H261ZM178 195V194H177ZM199 195V198L201 197ZM222 195V194H221ZM224 195V193H223ZM222 195V196H223ZM238 195L240 194H237L235 197L238 198ZM250 195V194H249ZM248 195V197H249ZM252 195V194H251ZM264 195V194H263ZM263 195H260V196H263ZM164 195H162L163 197ZM166 196V195H165ZM190 195H188L189 197ZM193 198L195 195H193ZM198 195H196L197 197ZM210 196V194L208 195ZM225 196V195H224ZM223 196V199L225 198V200H230L229 197L230 195H228L229 197H224ZM233 196V195H231ZM241 196V195H240ZM239 196V197H240ZM245 198H244V197ZM241 196V198H244V199H236L237 202H225L223 201L222 202V198L221 200L219 198L217 200H220L219 204L218 203H213L214 200H211L210 197H207V199L209 198V202L210 200L212 201L210 205L207 201H201V199L205 200L203 197L199 199V201L204 202L203 204H198V200L194 201V202H197L194 206L191 204V205H186L184 203V205L181 203V204H176L174 202H172L169 198L167 199V201H163L164 203H160L161 206L159 208H149V207H145L147 206L148 204L151 205L150 202H142V203H139V205H143V206H139V207H135V206H132L131 208V211L128 213V216H126L127 218L129 219H126V220H129V222H135V227L134 229L132 230V233H130L132 236V244H134V249L133 250H139L141 248V244H142V241H144V230L143 228H145L146 226L143 225V222H138L136 220H140L141 218L143 217H146L147 219L148 218H151L153 219L152 222L155 223L154 227L156 228V231L158 233H161V237H162V244H161V247H163L160 251H161V256L162 255H166L168 256L167 254L169 253H172V254H176V251L177 250H181L182 247L187 246V242L188 240L190 239H198V238H201L200 236H203V233L204 235L206 236L205 238H203L202 240H205L203 242H201L202 240H200L199 242L200 243H204V242H208L211 247L212 245H226L227 247L229 245H232L233 246L236 244V241H239L240 244H244V242H252L253 245H255L256 243H260V242H263L264 241V205L262 206V204L264 203V201L262 202L261 205H256L255 206V202L253 203H249L250 199L247 201L246 199H248V197L246 198L245 194ZM156 197V195L154 196ZM159 197V196H158ZM172 197V195H171ZM177 197V196H176ZM175 197V198H176ZM180 197V196H179ZM253 197V196H252ZM254 197V198H255ZM143 198V197H142ZM150 198V196H149ZM152 198V197H151ZM178 198V197H177ZM176 198V199H177ZM182 198V197H181ZM191 199H193L191 196H190ZM233 198V197H232ZM250 198V197H249ZM253 198V199H254ZM259 198V197H258ZM263 197H261L262 199ZM147 199V198H146ZM159 199H162V198H159ZM159 199L157 198L156 200L159 201ZM190 199V200H191ZM198 199V198H197ZM214 199V198H213ZM215 199V201H217ZM260 199V198H259ZM155 198H154V201H156ZM178 200V199H177ZM183 200V199H182ZM233 200V199H232ZM240 200V202H239ZM252 200V198H251ZM264 200V199H262ZM192 201V200H191ZM255 201V199H254ZM153 202V201H152ZM162 202V201H161ZM167 202V203H165ZM178 202V201H176ZM181 202V201H180ZM183 202V201H182ZM218 202V201H217ZM147 203V204H146ZM157 203V202H156ZM238 203L242 204V205H238ZM244 203V204H243ZM246 203L248 204H251L249 207L247 205H245ZM258 203V199L256 201V204ZM153 204V203H152ZM159 204V203H157ZM159 204V205H160ZM176 204V205H175ZM190 204V203H189ZM253 204V205H252ZM217 207L219 209H223L222 211L227 214L229 213L230 214V218L232 219V221L230 222H227L225 224H221V225H216L215 223L213 224H209L208 226H204L206 221H208V218H207V214L211 212L209 210H211V208H214V207ZM238 206V207H237ZM252 210L253 211V215L252 216H249L247 218H243V217H240L241 214L243 213L244 210ZM219 211V210H218ZM209 214V215H210ZM104 216V215H103ZM233 217L237 220L233 221ZM120 218L117 219V221L119 220ZM196 219H202V223L203 224H199V225H195L198 221ZM128 224V222H126ZM137 225V226H136ZM89 230L86 232L85 234V238H84V243H85V246H86V253L88 254V256H95L99 257L102 256V255H106V254H112V253H117L118 251L116 250L118 248V245L120 244V240H123V239H119V236H117V233H116V230H119V227H117L116 225H112L111 224V218L110 220H107L104 218H101V217H97V219H94V222H91L89 223ZM200 226V227H198ZM198 227V228H197ZM201 231V232H200ZM196 237V238H195ZM198 237V238H197ZM258 239L260 241H258ZM199 240V239H198ZM256 246V245H255ZM264 246V245H263ZM262 246V247H263ZM189 247V246H188ZM215 247V246H214ZM225 247V248H227ZM231 247V246H230ZM233 248V247H232ZM231 248V249H232ZM183 249V248H182ZM186 249V248H185ZM191 249V248H190ZM212 249V248H210ZM230 249V248H229ZM237 249V248H236ZM261 249V248H260ZM189 250V249H188ZM233 250V249H232ZM256 250V249H255ZM254 250V251H255ZM187 251V250H185ZM192 252L194 251L193 249L191 250ZM190 251V252H191ZM225 251V250H223ZM234 251H236L234 249ZM245 251V250H244ZM252 251V252H254ZM264 251V250H263ZM138 252V251H137ZM140 252V251H139ZM181 252V251H180ZM189 252V253H190ZM233 252V251H232ZM251 252V253H252ZM256 252V251H255ZM19 252H16L14 256H17ZM119 253V252H118ZM178 253V251H177ZM182 253V252H181ZM188 253V251H187ZM194 253V252H193ZM237 253V252H236ZM258 253V252H256ZM259 253H261V251H259ZM86 254V255H87ZM102 254V255H101ZM139 254V253H138ZM171 254V255H172ZM192 254V253H190ZM121 255V254H120ZM119 255V257L121 258V256ZM127 255V254H126ZM134 255V254H132ZM184 255V253H183ZM245 255V254H243ZM107 256V255H106ZM104 256V257H106ZM129 256V255H128ZM113 257V256H112ZM115 257V256H114ZM113 257V258H114ZM116 257H118L116 255ZM133 257V256H132ZM135 257V256H134ZM160 257V256H159ZM244 257V256H243ZM89 258V257H88ZM131 258V257H130ZM129 258V259H130ZM240 258V257H239ZM126 259V258H125ZM127 260V259H126ZM164 261V260H163ZM67 262V261H66ZM70 261H68V264Z\"/></svg>","mask_w":264,"mask_h":264},{"label":"water","instance_id":"3","mask_svg":"<svg viewBox=\"0 0 264 264\" xmlns=\"http://www.w3.org/2000/svg\"><path fill=\"white\" fill-rule=\"evenodd\" d=\"M170 258V257H169ZM136 259V258H135ZM168 259V258H167ZM139 263H142L141 261H137ZM180 261H176V262H173V263H176L178 264ZM120 262H111V263H107V262H103L102 264H118ZM227 264H258L256 263L255 261L251 260V259H248V257H243V258H236V259H233L231 260L230 262H228Z\"/></svg>","mask_w":264,"mask_h":264}]
</instances>
